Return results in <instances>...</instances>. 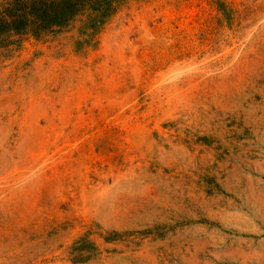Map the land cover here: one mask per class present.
I'll return each mask as SVG.
<instances>
[{
    "label": "rangeland",
    "instance_id": "obj_1",
    "mask_svg": "<svg viewBox=\"0 0 264 264\" xmlns=\"http://www.w3.org/2000/svg\"><path fill=\"white\" fill-rule=\"evenodd\" d=\"M0 264H264V0L0 48Z\"/></svg>",
    "mask_w": 264,
    "mask_h": 264
},
{
    "label": "trees",
    "instance_id": "obj_2",
    "mask_svg": "<svg viewBox=\"0 0 264 264\" xmlns=\"http://www.w3.org/2000/svg\"><path fill=\"white\" fill-rule=\"evenodd\" d=\"M126 0H5L0 6V48L13 36L43 34L68 27L81 18L92 37Z\"/></svg>",
    "mask_w": 264,
    "mask_h": 264
}]
</instances>
